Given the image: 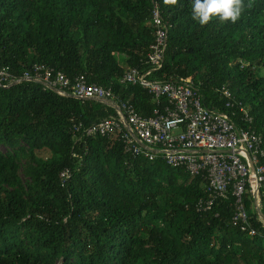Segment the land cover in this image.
Wrapping results in <instances>:
<instances>
[{
    "label": "trees",
    "instance_id": "trees-1",
    "mask_svg": "<svg viewBox=\"0 0 264 264\" xmlns=\"http://www.w3.org/2000/svg\"><path fill=\"white\" fill-rule=\"evenodd\" d=\"M243 3L237 22L201 26L191 0H0V67L17 78L35 64L72 81L84 74L150 116L153 96L120 79L127 67L151 68L157 4L172 27L153 75L192 77L203 104L220 111L225 101L214 89L228 86L264 150V0ZM114 114L35 82L0 87V264H264V229L250 198L255 237L232 226V199L196 212L205 197L200 178L125 153L116 136L75 137L79 121Z\"/></svg>",
    "mask_w": 264,
    "mask_h": 264
},
{
    "label": "built area",
    "instance_id": "built-area-1",
    "mask_svg": "<svg viewBox=\"0 0 264 264\" xmlns=\"http://www.w3.org/2000/svg\"><path fill=\"white\" fill-rule=\"evenodd\" d=\"M152 21L155 39L145 61L151 68L127 67L120 79L122 84L140 86L153 96L157 105L150 116L139 113L129 100L120 101L113 88L90 84L84 74L72 81L63 72L42 64H35L20 78L11 74L9 67H0V87L35 82L60 96L108 105L115 110L114 115L89 125L79 121L73 126L78 140L79 135L116 136L125 153L151 162L162 159L172 168L200 178L205 197L197 201L196 212L210 213L218 201L232 199V226L255 237L258 231L250 210L264 229V150L262 136L253 129L254 119L228 86L214 89L225 101L227 111H220L203 104L192 77L176 81L155 77L154 72L164 64L172 25L162 17L157 4ZM70 178V170L61 175L63 183ZM247 198L251 200L250 210Z\"/></svg>",
    "mask_w": 264,
    "mask_h": 264
},
{
    "label": "clouds",
    "instance_id": "clouds-1",
    "mask_svg": "<svg viewBox=\"0 0 264 264\" xmlns=\"http://www.w3.org/2000/svg\"><path fill=\"white\" fill-rule=\"evenodd\" d=\"M166 5H177L178 0H164ZM244 7L243 0H191L192 17L201 26L214 18L221 22H237Z\"/></svg>",
    "mask_w": 264,
    "mask_h": 264
},
{
    "label": "crops",
    "instance_id": "crops-1",
    "mask_svg": "<svg viewBox=\"0 0 264 264\" xmlns=\"http://www.w3.org/2000/svg\"><path fill=\"white\" fill-rule=\"evenodd\" d=\"M117 58H118L119 62L122 63V61H123L124 64H125V61H126V59H127V58H126L124 55H122V54H117Z\"/></svg>",
    "mask_w": 264,
    "mask_h": 264
},
{
    "label": "rangeland",
    "instance_id": "rangeland-1",
    "mask_svg": "<svg viewBox=\"0 0 264 264\" xmlns=\"http://www.w3.org/2000/svg\"><path fill=\"white\" fill-rule=\"evenodd\" d=\"M122 64H124V62L122 61ZM1 151H5V149L3 147H0Z\"/></svg>",
    "mask_w": 264,
    "mask_h": 264
},
{
    "label": "water",
    "instance_id": "water-1",
    "mask_svg": "<svg viewBox=\"0 0 264 264\" xmlns=\"http://www.w3.org/2000/svg\"><path fill=\"white\" fill-rule=\"evenodd\" d=\"M251 164V163H250Z\"/></svg>",
    "mask_w": 264,
    "mask_h": 264
}]
</instances>
